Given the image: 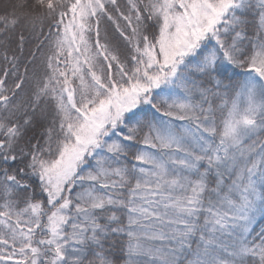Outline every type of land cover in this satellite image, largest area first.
<instances>
[{"label":"snow or ice","instance_id":"snow-or-ice-1","mask_svg":"<svg viewBox=\"0 0 264 264\" xmlns=\"http://www.w3.org/2000/svg\"><path fill=\"white\" fill-rule=\"evenodd\" d=\"M264 0H0V264H264Z\"/></svg>","mask_w":264,"mask_h":264},{"label":"rangeland","instance_id":"rangeland-1","mask_svg":"<svg viewBox=\"0 0 264 264\" xmlns=\"http://www.w3.org/2000/svg\"><path fill=\"white\" fill-rule=\"evenodd\" d=\"M262 223H264V220H260V221H258L256 227L259 228L260 224H262Z\"/></svg>","mask_w":264,"mask_h":264}]
</instances>
